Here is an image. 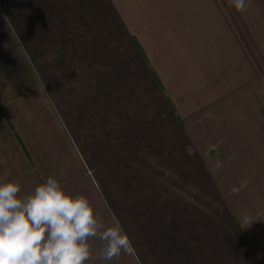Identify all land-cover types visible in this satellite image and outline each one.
I'll list each match as a JSON object with an SVG mask.
<instances>
[{
	"label": "crops",
	"instance_id": "crops-1",
	"mask_svg": "<svg viewBox=\"0 0 264 264\" xmlns=\"http://www.w3.org/2000/svg\"><path fill=\"white\" fill-rule=\"evenodd\" d=\"M152 14L153 0H0V183L26 198L52 176L85 196V264H109L115 223L133 264H264V56L220 68L200 45L160 50L174 92Z\"/></svg>",
	"mask_w": 264,
	"mask_h": 264
},
{
	"label": "clouds",
	"instance_id": "clouds-1",
	"mask_svg": "<svg viewBox=\"0 0 264 264\" xmlns=\"http://www.w3.org/2000/svg\"><path fill=\"white\" fill-rule=\"evenodd\" d=\"M244 12L250 0H231ZM18 181L0 183V264H85L87 243L96 236L95 209L85 196L72 197L49 176L26 198ZM107 241L102 258L119 260L132 251L130 238L119 223L100 236Z\"/></svg>",
	"mask_w": 264,
	"mask_h": 264
},
{
	"label": "rangeland",
	"instance_id": "rangeland-1",
	"mask_svg": "<svg viewBox=\"0 0 264 264\" xmlns=\"http://www.w3.org/2000/svg\"><path fill=\"white\" fill-rule=\"evenodd\" d=\"M151 22L152 31L144 33L149 53L158 70L165 64L162 70L168 74L174 92V67L161 60L160 50L175 52L178 48L191 53L200 45L206 52L215 53L220 68L225 65V56L226 60L230 57L233 68L243 64L244 52L249 58L264 56V0H250L244 12H238L231 0H153ZM132 253L141 264L137 253ZM120 263L133 264L131 256L124 253Z\"/></svg>",
	"mask_w": 264,
	"mask_h": 264
}]
</instances>
